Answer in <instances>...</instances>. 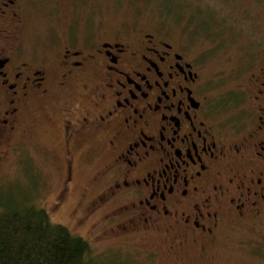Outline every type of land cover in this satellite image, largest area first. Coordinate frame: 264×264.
<instances>
[{
    "label": "flooded vegetation",
    "instance_id": "1",
    "mask_svg": "<svg viewBox=\"0 0 264 264\" xmlns=\"http://www.w3.org/2000/svg\"><path fill=\"white\" fill-rule=\"evenodd\" d=\"M174 1L0 0V170L55 147L52 131L64 166L55 207L85 157L102 158L79 226L202 257L225 229L264 219V66L231 90L253 114L236 128L185 46L209 38L188 11L213 8ZM213 1L233 35L249 9L264 22V0Z\"/></svg>",
    "mask_w": 264,
    "mask_h": 264
},
{
    "label": "rangeland",
    "instance_id": "2",
    "mask_svg": "<svg viewBox=\"0 0 264 264\" xmlns=\"http://www.w3.org/2000/svg\"><path fill=\"white\" fill-rule=\"evenodd\" d=\"M188 1L193 4L198 1L203 5L210 3L213 11L203 7L188 11L187 25L193 26L191 29L197 34H207L209 38L203 37L185 46L195 55V62L202 76L208 79L214 88L213 92L218 94L220 114L231 116L230 122L236 128H244L253 118L251 108L242 110L249 100L243 95L242 98L232 94L231 90L238 91L235 87L247 73L264 66L263 11L259 7L249 9L244 21L237 23L238 29L234 28L233 35L230 28L224 27L217 18L213 0ZM174 2L176 11H179L182 8L181 2ZM248 2L249 0H242L239 3ZM126 14L128 12L125 11L118 13L119 17ZM236 16L239 18L240 14ZM231 97L232 101H227ZM44 141L54 142L55 147L40 146L38 151L30 154L8 157L0 170V211L7 204L26 202L45 210L52 224L66 227L74 236L89 243L90 258L97 264H264V219L258 224L236 223L225 229L217 244L202 257L179 256L178 253L167 252L162 241L153 243L154 238L143 239L139 247H131L127 245L129 242L133 243L131 239H110L108 234L103 233L105 226L93 227L91 220L79 226L77 216L82 209L77 210L76 207L84 205L93 197L96 190L92 185V177L102 158L89 162L85 157L74 182L68 187L66 198L55 207L56 196L64 177L62 149L59 139L52 131L48 132ZM151 246L158 247L159 250L151 251Z\"/></svg>",
    "mask_w": 264,
    "mask_h": 264
},
{
    "label": "trees",
    "instance_id": "3",
    "mask_svg": "<svg viewBox=\"0 0 264 264\" xmlns=\"http://www.w3.org/2000/svg\"><path fill=\"white\" fill-rule=\"evenodd\" d=\"M0 264H97L90 245L52 224L43 209L7 204L0 211Z\"/></svg>",
    "mask_w": 264,
    "mask_h": 264
}]
</instances>
